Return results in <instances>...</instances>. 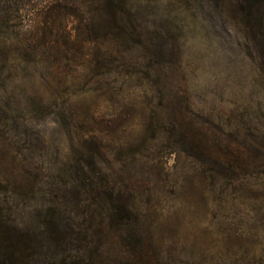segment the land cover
I'll return each mask as SVG.
<instances>
[{
    "label": "rangeland",
    "instance_id": "obj_1",
    "mask_svg": "<svg viewBox=\"0 0 264 264\" xmlns=\"http://www.w3.org/2000/svg\"><path fill=\"white\" fill-rule=\"evenodd\" d=\"M9 241L36 264H264V0H0Z\"/></svg>",
    "mask_w": 264,
    "mask_h": 264
},
{
    "label": "trees",
    "instance_id": "obj_2",
    "mask_svg": "<svg viewBox=\"0 0 264 264\" xmlns=\"http://www.w3.org/2000/svg\"><path fill=\"white\" fill-rule=\"evenodd\" d=\"M66 239V234L60 230V228H56L49 235V241L56 245L63 242ZM10 241L6 243V247H0V264H36L33 262V257L36 254L35 249H32L31 246L25 249H21L15 252H8V246ZM58 246H56L57 248ZM49 264H59L58 261H53Z\"/></svg>",
    "mask_w": 264,
    "mask_h": 264
}]
</instances>
